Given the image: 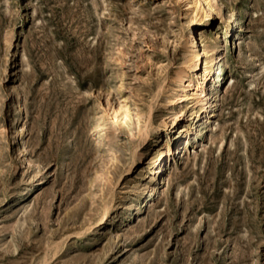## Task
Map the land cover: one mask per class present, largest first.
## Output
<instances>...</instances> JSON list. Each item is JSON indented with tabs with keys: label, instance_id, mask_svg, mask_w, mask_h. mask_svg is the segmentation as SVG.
I'll use <instances>...</instances> for the list:
<instances>
[{
	"label": "rangeland",
	"instance_id": "1",
	"mask_svg": "<svg viewBox=\"0 0 264 264\" xmlns=\"http://www.w3.org/2000/svg\"><path fill=\"white\" fill-rule=\"evenodd\" d=\"M193 1L0 0V264H264V0Z\"/></svg>",
	"mask_w": 264,
	"mask_h": 264
},
{
	"label": "bare ground",
	"instance_id": "2",
	"mask_svg": "<svg viewBox=\"0 0 264 264\" xmlns=\"http://www.w3.org/2000/svg\"><path fill=\"white\" fill-rule=\"evenodd\" d=\"M190 8H194L195 9H199L201 8L203 10V18L202 21L203 22H211L213 21V19L215 18L213 12V5H212V0H195L193 1L191 4H189ZM226 23H228V28L225 29V34L228 35L230 29L231 33L233 32V29L235 27H237L239 29V21L237 20L235 13L233 11H228L227 17L225 18ZM205 34L204 28L198 29L197 32L196 31H191V35L193 39V45L191 46L192 49L194 50V48H196V53L194 54V59H195V64L193 66L192 71L193 72H200V77L202 79V82H197V83H193V81H190L189 85L187 87H193L192 89V93L189 95H184L183 96V100L182 101H189V103L193 104L194 106V110L197 108H195L196 104H198L199 102H205L202 105H206V112H208L210 109H213L214 107H216V103L212 102L211 100L213 99L214 95H211L210 92H203V84L206 82V80L210 79L214 80V82H220L223 83L224 80V71H225V58L221 57L219 61H217V57L213 58L215 55H217L220 51L218 50V46L216 45H208L205 44L204 48L201 49V43H200V39L198 38L199 36H203ZM217 41H220L222 39V37L218 34L217 35ZM230 36V34H229ZM228 37V36H226ZM202 42H205V40H203ZM233 41L231 40V43L229 46L233 45ZM234 45H236V43H234ZM216 59V61H215ZM216 65H218L216 67ZM216 67V68H215ZM212 70H215L214 73L211 75ZM203 79H205V81L203 82ZM209 82V83H210ZM193 83V85H192ZM209 85V84H208ZM167 89V86H163L161 88V91L164 92ZM186 90V89H185ZM176 99V98H175ZM175 99L169 101V103L173 104V102L175 101ZM182 99V98H181ZM182 112H179L180 114H176L179 115L181 117ZM199 113V112H197ZM210 117L213 116L212 110L210 111ZM178 117V116H175ZM199 121L200 123L202 122V116L199 114ZM209 121H211V118L209 119ZM175 124L178 125V121H175ZM197 123L195 124V126L192 128L193 130H196V132L199 131ZM180 128H178L176 134L179 132ZM213 130V126L209 127V131ZM157 134H159L157 132ZM145 137V148H143L140 152H139V156L138 158H136V160L134 161L135 167L138 166L141 162L144 161V159L150 154L149 157H151L153 155V153L155 152L156 148L155 146L159 143L160 141V135L158 136H154L151 137L150 134H147ZM181 137V134L179 133L176 137V139H179ZM185 151L182 149V152ZM137 152V151H136ZM174 152V149H170V148H162L159 153L158 156L156 157L155 160H157L159 157L160 159L165 158L167 159V157L169 155H172ZM164 169H165V162L162 164H159L158 166L152 167L149 172V174L146 175L147 178L150 177H155L158 180V184L153 185L152 186V190L150 193V198L151 200L148 201L150 203V206L153 207L154 206V198L157 194H160L161 192V188L162 186L160 185L161 183H165L164 181H162V178L164 176ZM135 170V168H131L130 169V173H132ZM162 171V176L158 177V175L160 174V172ZM44 177H46V173L43 174ZM156 180V181H157ZM109 215V209L106 208L105 212H104V216L103 219H106V217ZM111 226L109 228H106L104 230V236H108V235H112L113 231H110ZM46 264V263H45Z\"/></svg>",
	"mask_w": 264,
	"mask_h": 264
}]
</instances>
